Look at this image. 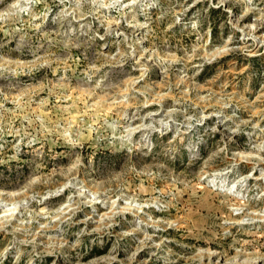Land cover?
<instances>
[{
	"label": "rangeland",
	"instance_id": "obj_1",
	"mask_svg": "<svg viewBox=\"0 0 264 264\" xmlns=\"http://www.w3.org/2000/svg\"><path fill=\"white\" fill-rule=\"evenodd\" d=\"M0 264H264V0H0Z\"/></svg>",
	"mask_w": 264,
	"mask_h": 264
}]
</instances>
